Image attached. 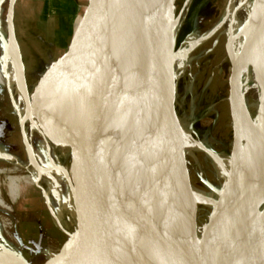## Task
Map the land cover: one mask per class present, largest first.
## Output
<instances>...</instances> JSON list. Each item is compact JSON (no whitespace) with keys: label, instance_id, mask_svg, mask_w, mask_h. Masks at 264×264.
Returning <instances> with one entry per match:
<instances>
[{"label":"water","instance_id":"obj_1","mask_svg":"<svg viewBox=\"0 0 264 264\" xmlns=\"http://www.w3.org/2000/svg\"><path fill=\"white\" fill-rule=\"evenodd\" d=\"M15 1H10L7 14L13 13ZM174 2L170 1L173 18ZM162 3L163 0H87L81 23L65 51L30 92L23 76L26 101L43 103L50 94L43 106L57 107L56 121L70 138L72 178L64 195L65 207L71 208L72 218L65 216L71 229L65 228L55 214L41 178L33 183L57 228L66 236L57 254L43 264L54 260L57 264H127L130 250L126 239L133 235L151 264H264V210L259 214L256 206L241 202L252 187L242 168L246 146L228 169L232 211L220 202L210 218L204 211V234L195 247L187 229L183 198L184 148L188 156L191 147L175 110L177 82L170 79L173 68L167 62L164 65V108L152 94L145 93L142 99L131 96L141 53ZM249 24L253 39L263 48L264 0H253ZM5 38L15 42L9 26ZM7 93L27 161L33 167L23 116L8 86ZM145 103L150 107L148 113L143 109ZM243 107L238 88L235 117ZM121 126L126 130L123 134ZM153 141L166 149L164 179L158 188L149 168ZM119 144L130 149L127 178L116 163ZM190 189L199 207L210 203L193 186L192 178ZM0 264H30L20 252L6 247L1 233Z\"/></svg>","mask_w":264,"mask_h":264},{"label":"rangeland","instance_id":"obj_2","mask_svg":"<svg viewBox=\"0 0 264 264\" xmlns=\"http://www.w3.org/2000/svg\"><path fill=\"white\" fill-rule=\"evenodd\" d=\"M52 1L57 5H63L64 2V0H16L13 7L14 35L29 92L49 63L54 62L65 51L71 30L73 35L78 18H82L79 14L87 2L70 1L74 5L70 13L61 14L54 10ZM67 1L69 0H65ZM170 1L163 0L161 11L165 13V18L161 26H157L159 36L162 35V39L160 37L157 42V48H160L170 23L174 19L179 22L176 49H173L172 45L170 54H173L191 34L200 35L213 27L226 2V0H175L173 18ZM0 13L1 15L5 13L4 5L0 8ZM63 16L66 19L65 26L61 25L63 21L60 17ZM2 35L5 38L6 33ZM221 39V33H215L196 46L189 54L187 68L176 83L175 110L184 131L188 134L191 147L188 161L192 184L199 190H209L211 187L222 189L223 180L217 174L216 160L227 156L225 147L231 139L226 127L227 120L222 115L223 103L229 93L228 67L227 63L215 58L218 41ZM216 40L217 43L213 45ZM50 97V94L49 96L47 94L43 103H31L33 121L39 127L43 121V116L39 114L45 107L43 104H47ZM9 101L6 89L0 86V167L5 168V171L0 172V194L10 205L9 211L0 210V225L7 220L5 229L11 237L3 234L1 226L0 233L4 236L9 250L20 252L30 264H43L57 254L66 236L57 228L40 190L32 182V166L27 161L17 117ZM69 139L68 132L62 127L57 144L53 146L49 142L48 145L54 160L57 162L59 156V165H66L69 175L72 176ZM32 142L35 143L37 156L48 163L44 144L34 142V139ZM204 146L205 148H202ZM206 148L209 151H206ZM14 165L20 167V175L29 179L31 183H24L21 180L18 195L11 199L7 193V185L9 177L17 175L11 170ZM40 184L46 190L50 204L61 223L65 228L71 229L65 220L66 214L72 218L71 208L65 207L66 185L59 184L62 193L57 195L44 178H41ZM1 214L4 217H1ZM197 214L203 218L204 208L197 211ZM201 223L205 225V216Z\"/></svg>","mask_w":264,"mask_h":264},{"label":"bare ground","instance_id":"obj_3","mask_svg":"<svg viewBox=\"0 0 264 264\" xmlns=\"http://www.w3.org/2000/svg\"><path fill=\"white\" fill-rule=\"evenodd\" d=\"M10 1L0 0V8L3 5L5 6V13L2 15L0 13V86L5 88L6 91L7 86L10 88L14 104L23 116V127L31 147V159L34 162H32V182L34 183L37 177L44 178L54 190L62 193L59 184H64L67 187V182L71 181L72 176L69 175L66 165L61 166L57 164L50 154L48 145L50 142L55 146L62 132L61 124L56 121L55 110L57 107L54 108L53 105H50L43 107L44 109L42 108V112H45L40 127L33 121L32 106L30 102L26 101L23 87L24 71L16 39L15 42H8L2 35V33H6L8 26L14 31L13 13L7 14ZM252 2L253 0H226L222 13L214 26L200 35L191 34L173 54L169 52L172 48L174 36L178 31L179 22L177 19H174L170 23L162 46L157 48V42L160 40V37L162 39V35L159 36L157 32V26L160 27L165 18V13L160 10L153 32L143 47L139 67L135 75L131 96L142 99L145 93L152 94L155 96L156 101L159 104L161 103V108H164L165 63L167 62L169 67L173 68L170 79L173 83H176L188 66V57L191 51L213 34L221 33L222 35L221 41H218L219 45L215 58L219 59L220 62L227 63L228 67L227 80L229 82V93L223 103L222 115L227 120L226 127L229 130L231 139L225 147L228 152L227 156L217 158L216 160L217 174L223 180L222 189L211 187V189L208 188L209 190H199L198 188V191L210 202L209 204H204L203 207L198 206L196 197L190 189L191 174L188 167V150L184 148L185 183L183 198L187 212V229L195 247L201 241L205 228V225L201 223L204 216L203 218L198 216L197 211L204 208V211L207 212L206 218H210L217 202H220L226 210L232 211L230 202L231 185L227 179L228 169L232 160L236 159L244 146H246V157L242 163V168L252 187L243 194L241 202L250 206H256L259 209V214L264 210V47L260 48L258 46L250 31L249 22L251 19ZM81 19L78 18L77 20L75 32L81 23ZM216 43L217 40L213 45ZM238 88L241 90L244 107L237 118V116L235 117V98ZM143 106V109L147 110L148 113L150 109L149 105L145 103ZM134 111L133 114L135 115ZM122 129H120L122 131L121 134H123V131H126L124 127ZM32 139H34V142L44 144L48 163H45L37 156L38 152ZM165 144L166 142L164 141L162 145ZM152 147V150L148 154L149 168L153 184L158 188L164 179L166 149L157 145L154 141ZM202 148H205V146ZM206 150L209 151L207 148ZM116 154L117 166H119L124 178H127L129 175L130 149H128L127 145L119 144ZM11 170L15 171L17 175H15L16 177H9L7 193L11 199H15L20 191V181L23 180L24 183L28 184L31 182L20 175V167L14 165ZM1 171H5V168L0 167ZM0 210L4 212L10 210L9 203L1 194ZM1 215V217H4L3 214ZM196 220L197 222H195ZM6 221H1L3 223L0 226L3 234L10 238L11 236L5 229ZM126 241L127 247L130 250V258L127 264H151L135 235L129 236ZM137 241L139 242L138 244ZM51 264H57V262L54 260Z\"/></svg>","mask_w":264,"mask_h":264},{"label":"crops","instance_id":"obj_4","mask_svg":"<svg viewBox=\"0 0 264 264\" xmlns=\"http://www.w3.org/2000/svg\"><path fill=\"white\" fill-rule=\"evenodd\" d=\"M73 1V0H69V1H67V2H65V0H64V2H62L63 3V5H61V4H56L55 3V1H52L51 3H52V6L54 7V10L56 11V12H59V13H61V14H68V13H70V11H71V9L74 7V5L73 4H71V2ZM86 5V4H85ZM85 5L83 6V8H82V10H81V13L79 14V15H81L82 14V12H83V10H84V7H85ZM68 18V17H67ZM60 19H61V21H63V23L61 24V25H63V26H65V17L63 16L62 18L60 17ZM69 19V18H68ZM75 19V18H74ZM68 23H69V21H68ZM71 36H72V30H71V34H70V36H69V39H68V43H69V40H70V38H71ZM68 43H67V45H68ZM67 47V46H66ZM61 56V55H60ZM51 63H49V65H50ZM49 65L46 67V69L49 67ZM45 69V70H46ZM44 70V71H45ZM43 71V72H44ZM43 72L41 73V75L43 74ZM40 75V76H41ZM37 81V80H36ZM35 84V83H34Z\"/></svg>","mask_w":264,"mask_h":264}]
</instances>
